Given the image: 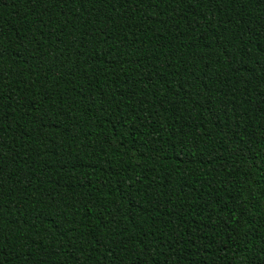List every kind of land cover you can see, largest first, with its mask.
Masks as SVG:
<instances>
[{
    "label": "trees",
    "instance_id": "1",
    "mask_svg": "<svg viewBox=\"0 0 264 264\" xmlns=\"http://www.w3.org/2000/svg\"><path fill=\"white\" fill-rule=\"evenodd\" d=\"M0 264H264V0H0Z\"/></svg>",
    "mask_w": 264,
    "mask_h": 264
}]
</instances>
